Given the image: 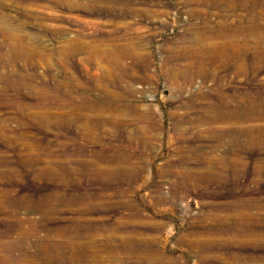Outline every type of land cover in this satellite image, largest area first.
I'll return each instance as SVG.
<instances>
[{"label": "rangeland", "instance_id": "374dc122", "mask_svg": "<svg viewBox=\"0 0 264 264\" xmlns=\"http://www.w3.org/2000/svg\"><path fill=\"white\" fill-rule=\"evenodd\" d=\"M0 264H264V0H0Z\"/></svg>", "mask_w": 264, "mask_h": 264}, {"label": "bare ground", "instance_id": "6f19581e", "mask_svg": "<svg viewBox=\"0 0 264 264\" xmlns=\"http://www.w3.org/2000/svg\"><path fill=\"white\" fill-rule=\"evenodd\" d=\"M103 156H104V155H103ZM118 159H119V158H118ZM128 160H129V159H128ZM119 164H120V163H119ZM129 164H130V163H129ZM120 167H121V166H120ZM122 167H124V166H122ZM122 167H121V168H122ZM128 167L130 168V166H128ZM126 168H127V167H126ZM130 169H131V168H130ZM130 169H129V170H130ZM105 171H106V170H105ZM100 173H101V172H100ZM100 173H99V174H100ZM128 176H129V175H128ZM130 176H131V175H130ZM70 178H71V177H70ZM258 178H259V177H258ZM93 179H94V178H93Z\"/></svg>", "mask_w": 264, "mask_h": 264}]
</instances>
